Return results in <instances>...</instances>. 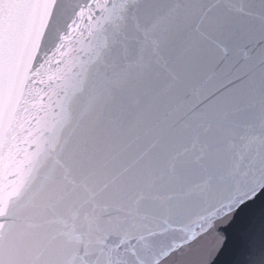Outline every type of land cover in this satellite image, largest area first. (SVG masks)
<instances>
[{
  "label": "snow or ice",
  "instance_id": "1",
  "mask_svg": "<svg viewBox=\"0 0 264 264\" xmlns=\"http://www.w3.org/2000/svg\"><path fill=\"white\" fill-rule=\"evenodd\" d=\"M0 264H264V0H0Z\"/></svg>",
  "mask_w": 264,
  "mask_h": 264
}]
</instances>
